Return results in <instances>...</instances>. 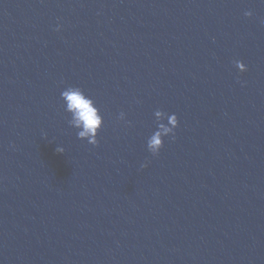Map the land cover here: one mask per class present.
I'll return each instance as SVG.
<instances>
[{
    "label": "water",
    "instance_id": "1",
    "mask_svg": "<svg viewBox=\"0 0 264 264\" xmlns=\"http://www.w3.org/2000/svg\"><path fill=\"white\" fill-rule=\"evenodd\" d=\"M0 264H264V0H0Z\"/></svg>",
    "mask_w": 264,
    "mask_h": 264
},
{
    "label": "clouds",
    "instance_id": "2",
    "mask_svg": "<svg viewBox=\"0 0 264 264\" xmlns=\"http://www.w3.org/2000/svg\"><path fill=\"white\" fill-rule=\"evenodd\" d=\"M246 16L251 17L253 13L248 11ZM59 31V27L57 28ZM236 67L241 71H247V66L242 61H235ZM61 98L65 105V111L71 114L68 121L70 126L78 129L77 136L82 140H87L92 145H98V135L103 127L104 119L96 102L85 91L79 87L69 86L61 92ZM155 115L159 118L156 130L148 138L147 148L153 155H158L164 147L165 138L175 139V129L179 126L177 115L169 114L163 110H156ZM168 123L165 119L169 118ZM120 120L125 119V113L121 112ZM170 125V126H169ZM57 151L63 153V147H57ZM147 167V164L142 165Z\"/></svg>",
    "mask_w": 264,
    "mask_h": 264
}]
</instances>
